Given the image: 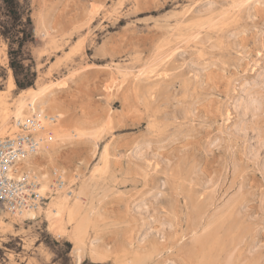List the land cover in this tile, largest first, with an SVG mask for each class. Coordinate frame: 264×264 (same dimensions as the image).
<instances>
[{
	"label": "rangeland",
	"instance_id": "obj_1",
	"mask_svg": "<svg viewBox=\"0 0 264 264\" xmlns=\"http://www.w3.org/2000/svg\"><path fill=\"white\" fill-rule=\"evenodd\" d=\"M20 1L33 39L12 69L0 34V118L2 101L50 85L59 120L84 134L38 159L81 177L101 170L80 247L44 211L0 212V264H76L78 247L80 264H264V0ZM253 98L259 111L246 112ZM1 126L13 131V119Z\"/></svg>",
	"mask_w": 264,
	"mask_h": 264
},
{
	"label": "bare ground",
	"instance_id": "obj_2",
	"mask_svg": "<svg viewBox=\"0 0 264 264\" xmlns=\"http://www.w3.org/2000/svg\"><path fill=\"white\" fill-rule=\"evenodd\" d=\"M240 2H241V0H240ZM191 5H192V3H191ZM235 8L237 9L238 7H235ZM192 35H193V33H192ZM192 35H190V36H192ZM153 55H152V58H153ZM168 56L165 55V57H168ZM159 57H160V55H159ZM150 59H151V56H150ZM151 62H153V60H151ZM151 62H149V64ZM144 65H147V63H145ZM142 69H143V67H142ZM128 70H130V69H128ZM143 71H145V69ZM130 74H132V73L130 72ZM156 77H158V76H156ZM8 82H9V88L13 89L15 87V84L13 82V78L10 77ZM49 87H50V85L49 86L41 85L37 88L28 87L27 89L22 90V92H20L11 103H6V102L2 101L3 106L1 107V112L3 115L0 118L1 125L3 126L6 119L9 117L12 118L13 121H17L20 119H24L26 117L34 116V115L36 117L42 119L43 116L49 114V112H53V113H56L58 115L57 108L51 103L54 91H52L53 89L51 90ZM51 87H52V85H51ZM0 92H3V90H1ZM147 93H149V92H147ZM249 96L251 98L252 95H249ZM255 97L257 98V96H255ZM260 97H262L260 101H263L264 96L262 95ZM0 98H1V96H0ZM245 100H246V98H245ZM254 101H256V99H254V98L248 99V102L244 108L246 112L248 110H251L252 112H255L258 110L261 102L258 103V101H257V103L254 104ZM263 103H264V101H263ZM263 105H262V107H264ZM245 111H243V112L245 113ZM262 111L260 113H262ZM262 114H264V111ZM257 115H259L258 112H257ZM254 117H255V115H254ZM2 126H1V130L4 128ZM13 130H14V126H13ZM73 130H75L76 132L73 133L72 132ZM54 131H55V137H56L55 140H53L52 142L43 143L38 148L36 154L28 155L22 161L23 162L22 165H24L22 167L23 171H26L28 174L34 175L36 177V179H38V181H39L38 191L42 194L49 191L50 200L47 203V207H45L44 209L39 208L37 210H34V209H28V211L25 210L23 212L21 218L22 219H29V221H31L38 214H40L42 211H44V213H45L44 216L46 217L49 228L56 231V232H60V233H62V232L65 233L66 231H69L70 237L72 238L74 243L80 247V245L83 244L85 238L87 237V235L89 233L90 226L92 225V223L94 221V208L90 204H88L87 201L90 200V198L94 192V188H93L94 185L92 184L93 177H94L96 172H99L101 170V168L99 166H96L92 169L91 173L87 177H81L80 173L76 172L75 170H70V172L69 173L67 172L68 174H66L65 172L67 170H65L62 167L56 168L54 166L52 169H50L47 164H45V163L42 164L40 162V160L38 159L39 158L38 156H42L45 160L47 159V162H48V160L49 161L52 160L54 153H56L55 148H56V145H58V143L70 142L73 138L78 137V135L84 134L83 130L77 128L75 125H73V123H71L69 121H67V122L63 121L62 122L61 120H58ZM0 133H2V132H0ZM133 152H134L133 154H135V150ZM136 155L137 154H135V156ZM99 158L101 160H103L104 159V153H102ZM22 169L20 170V172L17 175H15L16 178H19V176L22 173ZM54 170H56L58 172V174L61 176V178L63 180L62 186L59 188H56L55 190H53L51 188L52 187L51 183H53V177H55V175L53 174ZM73 184L75 185V188H71V186ZM193 202H195V201H193ZM212 203H213V201H212ZM205 204H203V205L206 207ZM203 205L201 204L202 207H203ZM200 213H201L200 219L203 220V218L205 216V210H202V212H200ZM202 220H200L197 224L198 229L202 226L201 225ZM68 226H70L69 230L67 229ZM191 232H192V230H191ZM195 233L191 237L193 239L192 243H191V247H188L189 248L188 252H191L193 255H195L193 253L194 247H196L197 245L203 246L204 244H206L209 241V239L211 237V232H208V233H205L202 235H196ZM95 241H96L95 239H92L90 241V248L92 249V251L99 253L96 249V246H95L96 242ZM79 247L76 249V252H75L76 264H80L82 261V257H81V253H80L81 250L79 249ZM199 249L201 250L202 248H199ZM202 250H204V249H202ZM228 254L230 255L231 253H228ZM222 256H225V254ZM207 257H209V254L207 255ZM207 257L206 256L204 257L206 259L202 262V264H214V263H216L214 260L209 259L210 257L208 259H207ZM211 257H213V256H211ZM195 258H193V259H195ZM231 258H232V256H231ZM199 259L201 260V257H199ZM226 260H227V258H226ZM231 260L233 261V259H231ZM139 261H140L139 257L133 256V257L126 258L124 260V263L139 264L140 263ZM223 261H225V260H223ZM228 261L225 264H230ZM198 262H200V261H198ZM241 263H243V262H241ZM171 264H174V263H171Z\"/></svg>",
	"mask_w": 264,
	"mask_h": 264
},
{
	"label": "built area",
	"instance_id": "obj_3",
	"mask_svg": "<svg viewBox=\"0 0 264 264\" xmlns=\"http://www.w3.org/2000/svg\"><path fill=\"white\" fill-rule=\"evenodd\" d=\"M58 120L56 113L42 119L35 115L26 117L13 121L14 130L0 136V212L19 218L25 210L47 206L49 191L43 194L38 191V179L23 171L22 161L28 155L36 154L43 143L55 140ZM21 169V175L16 178ZM53 174L51 188L55 190L62 186L63 180L56 170Z\"/></svg>",
	"mask_w": 264,
	"mask_h": 264
},
{
	"label": "trees",
	"instance_id": "obj_4",
	"mask_svg": "<svg viewBox=\"0 0 264 264\" xmlns=\"http://www.w3.org/2000/svg\"><path fill=\"white\" fill-rule=\"evenodd\" d=\"M29 7L20 0H0V34L8 43V55L12 69H24L23 47L33 39L32 19ZM28 69V68H25ZM19 86L22 84L18 81Z\"/></svg>",
	"mask_w": 264,
	"mask_h": 264
}]
</instances>
